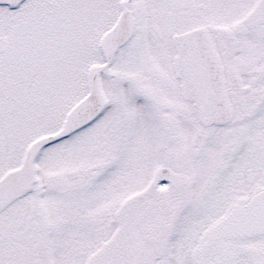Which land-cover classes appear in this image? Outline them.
I'll use <instances>...</instances> for the list:
<instances>
[{
	"label": "snow or ice",
	"instance_id": "6c2138e0",
	"mask_svg": "<svg viewBox=\"0 0 264 264\" xmlns=\"http://www.w3.org/2000/svg\"><path fill=\"white\" fill-rule=\"evenodd\" d=\"M0 264H264V0H0Z\"/></svg>",
	"mask_w": 264,
	"mask_h": 264
}]
</instances>
